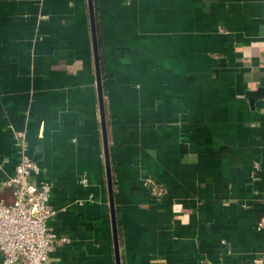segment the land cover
<instances>
[{
	"label": "crops",
	"instance_id": "0c3cea01",
	"mask_svg": "<svg viewBox=\"0 0 264 264\" xmlns=\"http://www.w3.org/2000/svg\"><path fill=\"white\" fill-rule=\"evenodd\" d=\"M93 11L120 264H253L264 0H93ZM23 139L36 180L52 182L48 225L68 238L51 263L117 264L89 0H0L1 182ZM0 196L12 201L11 188Z\"/></svg>",
	"mask_w": 264,
	"mask_h": 264
},
{
	"label": "built area",
	"instance_id": "2783aa9c",
	"mask_svg": "<svg viewBox=\"0 0 264 264\" xmlns=\"http://www.w3.org/2000/svg\"><path fill=\"white\" fill-rule=\"evenodd\" d=\"M261 112L264 115V102ZM19 146V160L14 174L0 181V189L8 186L13 195L10 202L0 196V252L3 264H52L51 254L59 243L68 241V238L60 237L48 225L57 213L50 204L52 182L36 180L39 165L28 154L24 139ZM164 193L160 187H155L152 192L156 196ZM263 224L264 218L258 228ZM253 264H264V251L254 258Z\"/></svg>",
	"mask_w": 264,
	"mask_h": 264
},
{
	"label": "water",
	"instance_id": "95a60500",
	"mask_svg": "<svg viewBox=\"0 0 264 264\" xmlns=\"http://www.w3.org/2000/svg\"><path fill=\"white\" fill-rule=\"evenodd\" d=\"M89 6H90V15H91V25H92V33H93V44H94V50H95V65L97 70V76H98V87H99V94H100V105H101V119H102V125L104 130V140L106 143V159L108 163V180L110 184L111 189V208H112V217H113V231H114V240H115V255H116V262L117 264H120V256H119V245H118V238H117V228H116V217H115V209H114V201H113V195H112V179H111V173L109 168V156H108V150H107V135H106V129H105V116L103 111V103H102V90H101V74H100V66H99V55H98V43H97V36H96V27H95V17H94V11H93V0H89ZM0 258L3 259V255L0 252Z\"/></svg>",
	"mask_w": 264,
	"mask_h": 264
}]
</instances>
